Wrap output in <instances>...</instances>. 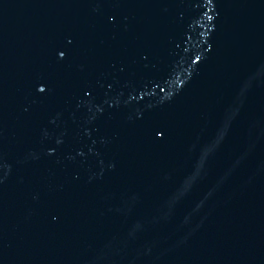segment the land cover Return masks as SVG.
I'll use <instances>...</instances> for the list:
<instances>
[{"label":"water","instance_id":"water-1","mask_svg":"<svg viewBox=\"0 0 264 264\" xmlns=\"http://www.w3.org/2000/svg\"><path fill=\"white\" fill-rule=\"evenodd\" d=\"M0 264H264V0H0Z\"/></svg>","mask_w":264,"mask_h":264}]
</instances>
